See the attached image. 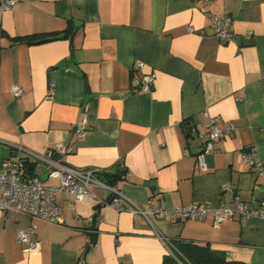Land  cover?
Listing matches in <instances>:
<instances>
[{
  "label": "crops",
  "instance_id": "0c3cea01",
  "mask_svg": "<svg viewBox=\"0 0 264 264\" xmlns=\"http://www.w3.org/2000/svg\"><path fill=\"white\" fill-rule=\"evenodd\" d=\"M212 14L231 18L233 41L215 36ZM51 31L61 37L18 40ZM135 61L155 74L147 92L132 85L142 75ZM13 85L23 94L14 96ZM85 114L89 130L77 139L74 127ZM209 117L218 118L219 128H232L200 165ZM56 142L72 146L61 156L65 164L115 176L109 184L130 206L235 207L238 197L259 208L264 173L244 164L241 154L253 151L264 161V0L0 5V167L19 145L54 157ZM25 167L57 185L45 166ZM94 193L111 197L100 186ZM55 202L61 207L56 222L18 212L5 219L0 212V264H160L170 246L165 239L206 243L229 260L264 263V217L258 215L217 224L212 215L167 221L65 191L55 194ZM31 224L41 245L36 253L17 241L18 230ZM92 234L95 241L86 248Z\"/></svg>",
  "mask_w": 264,
  "mask_h": 264
},
{
  "label": "built area",
  "instance_id": "2783aa9c",
  "mask_svg": "<svg viewBox=\"0 0 264 264\" xmlns=\"http://www.w3.org/2000/svg\"><path fill=\"white\" fill-rule=\"evenodd\" d=\"M16 2L17 0H0V5L3 9H10ZM231 22L230 17L210 15L209 25L219 41L226 43L234 40L235 36L230 28ZM133 68L142 71L141 76L132 79L135 90L137 92L149 91L153 86L154 72H144V63L141 61H135ZM11 92L14 96H20L23 94V89L19 85H13ZM88 121L89 117L85 114L75 125L74 132L77 139L82 138L89 130ZM217 122V117L208 118V132L203 141L202 151L197 157L200 165L204 164V153L214 151L216 142L232 128V126L225 129L219 128ZM188 129L192 130L193 126L189 125ZM71 150L72 146L63 142H56L53 145L51 152L55 155L54 157L51 156V153L39 154L25 149L21 145L12 150L10 157L0 167V212L5 219H8L11 213L18 212L30 217L56 222L61 214V207L55 202V194L58 191H65L79 199L94 198L99 204L109 203L118 210H128L133 215H141L146 219L156 217L167 221H180L203 219L212 215L214 223L217 224L227 218H245L250 215L264 217V203L259 208H252L238 197H236L235 207L225 203L215 206L206 203H191L177 205L170 209L164 208L162 205H149L145 208L127 205V199L121 192L102 179L101 170L93 167L74 168L65 164L61 160V156ZM22 159L27 161L26 165L30 162L33 167L42 168L45 166L47 177L55 179L58 182L57 185L43 182L39 174H27L24 170L26 167H21ZM241 159L244 164L254 167L257 172L264 173V161L260 160L255 152H243ZM95 186L107 188L111 197L97 199L94 193ZM225 188H228V185ZM35 227V224H31L26 229L17 232V241L23 244L25 252L36 253L41 249L39 240L34 238ZM165 241L170 243L168 239Z\"/></svg>",
  "mask_w": 264,
  "mask_h": 264
},
{
  "label": "trees",
  "instance_id": "16d2710c",
  "mask_svg": "<svg viewBox=\"0 0 264 264\" xmlns=\"http://www.w3.org/2000/svg\"><path fill=\"white\" fill-rule=\"evenodd\" d=\"M65 32L66 36L68 34V29ZM59 34V31L32 33L18 37V40L25 43H41L61 37ZM184 127L188 128V125ZM27 171L30 172L31 170L27 168ZM101 177L110 184H112L116 178L112 175ZM94 241L95 234H92L86 244V248H89ZM169 245L168 252L163 256L160 264H245L241 261L227 259L223 251L215 250L206 243L201 244L191 240L172 239Z\"/></svg>",
  "mask_w": 264,
  "mask_h": 264
},
{
  "label": "water",
  "instance_id": "95a60500",
  "mask_svg": "<svg viewBox=\"0 0 264 264\" xmlns=\"http://www.w3.org/2000/svg\"><path fill=\"white\" fill-rule=\"evenodd\" d=\"M26 162H27V161H26L25 159H22V160H21V167H25ZM29 167H32V165H29ZM153 182H154L153 180H149V181L146 182V184H147V185H151V184H153ZM94 218H95V217L93 216V220H94Z\"/></svg>",
  "mask_w": 264,
  "mask_h": 264
},
{
  "label": "rangeland",
  "instance_id": "374dc122",
  "mask_svg": "<svg viewBox=\"0 0 264 264\" xmlns=\"http://www.w3.org/2000/svg\"><path fill=\"white\" fill-rule=\"evenodd\" d=\"M41 180H43V177H40Z\"/></svg>",
  "mask_w": 264,
  "mask_h": 264
}]
</instances>
